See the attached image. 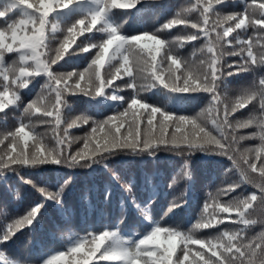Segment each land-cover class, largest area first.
Instances as JSON below:
<instances>
[{
  "label": "snow or ice",
  "instance_id": "1",
  "mask_svg": "<svg viewBox=\"0 0 264 264\" xmlns=\"http://www.w3.org/2000/svg\"><path fill=\"white\" fill-rule=\"evenodd\" d=\"M82 2L13 0L10 8L0 10V20L6 21L0 26V113L22 106L17 124L0 133V172L49 163L90 167L121 151L164 150L226 157L231 166L225 175L238 178L209 193L199 219L186 232L160 223L139 239L123 238L118 230L91 232L44 264H264V215H256L258 207L264 209V75L233 95L224 83L264 68V0H246L243 11L227 15L220 8L227 0H191L155 31L132 35L122 34V25L110 17L114 9L135 8L141 0H95L94 10L62 27L56 14ZM17 9L19 18L7 21ZM173 28L180 30L178 35L161 38ZM85 32L91 35L73 49ZM186 46L193 49L191 56L180 53ZM78 53L89 54L87 67L61 71V61ZM36 77L45 78L41 92L34 99L23 98L20 93ZM123 88L131 90L127 97L119 95ZM153 88L204 93L208 102L199 112L177 115L145 102L141 92ZM104 95L124 107L101 120L66 112L69 96ZM72 129L84 135L74 136ZM190 176L186 162L172 184ZM239 189L243 191L236 195ZM38 190L45 201L61 203L64 186L56 192ZM184 194L169 211L184 203ZM43 206L38 203L13 218L0 243L42 218ZM161 229L178 237L173 246L152 241Z\"/></svg>",
  "mask_w": 264,
  "mask_h": 264
},
{
  "label": "trees",
  "instance_id": "2",
  "mask_svg": "<svg viewBox=\"0 0 264 264\" xmlns=\"http://www.w3.org/2000/svg\"><path fill=\"white\" fill-rule=\"evenodd\" d=\"M12 3L13 0H0V10L10 8ZM190 3L191 0H141L135 8L114 9L110 19L122 25L121 31L125 35L155 31ZM245 6L246 0H227L220 6L221 15L243 11ZM94 8L95 0H84L62 10L55 18L62 27H67ZM20 14L19 9L11 12L7 21L18 19ZM5 22L0 20V26ZM177 27L182 28L183 25ZM170 31L162 33L161 38L171 40L180 30L173 28ZM88 35L91 34L85 32L78 36L73 49ZM192 50L191 46H186L179 51L187 57L191 56ZM71 52L72 49H69ZM9 56L15 59L13 54ZM89 62L88 53H78L66 56L58 67L66 72L82 71ZM261 75H264V68L228 77L224 83L229 89V95H233L240 87ZM44 84V77H36L20 95L25 99H34ZM130 91L123 88L119 95L127 97ZM141 97L145 102L165 107L177 115L199 112L208 102L204 93L172 94L159 88L143 91ZM67 102L69 107L66 112L72 117L87 114L97 120L105 119L124 107L121 101L112 100L109 95L96 98L69 96ZM21 107H10L0 113V133L17 124L22 116ZM83 127L87 128V125ZM39 130L44 129L41 127ZM242 131L247 134L249 130ZM71 132L74 136L84 135L82 130L72 129ZM73 146L76 147L75 144ZM186 162L191 176L173 185V178L181 172ZM230 166L226 157L218 155L196 152L188 156L158 150L154 154L121 151L90 167L68 168L49 163L34 168H20L18 171L0 172V237L13 218L38 203L44 205L41 209L42 218L38 217L30 228L0 243V264H44L51 255L66 250L88 233L106 229L118 230L126 239L142 238L157 223L179 226L181 231L186 232L199 219L209 193H215L220 187L238 178L231 173L225 175ZM25 180H32L36 186L25 183ZM62 186L64 191L61 203L45 201L38 190L45 188L56 192ZM245 188L253 190L250 186ZM241 191L243 189H239L236 195ZM183 193H186L182 197L184 203L169 211L173 201ZM145 215L150 219H146ZM256 215H264V209L258 207ZM225 223L230 221L226 220ZM259 230V225L255 226V231ZM215 235V232L210 233V237Z\"/></svg>",
  "mask_w": 264,
  "mask_h": 264
},
{
  "label": "clouds",
  "instance_id": "3",
  "mask_svg": "<svg viewBox=\"0 0 264 264\" xmlns=\"http://www.w3.org/2000/svg\"><path fill=\"white\" fill-rule=\"evenodd\" d=\"M166 229H161L153 233L152 241L154 243H158L165 247H171L175 244L178 237L171 234H166ZM101 243H103V239H101ZM56 264H64L63 260H58Z\"/></svg>",
  "mask_w": 264,
  "mask_h": 264
}]
</instances>
